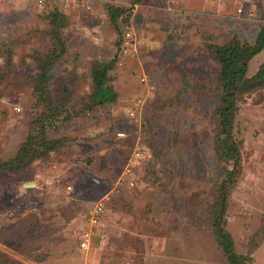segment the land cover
Listing matches in <instances>:
<instances>
[{"label":"rangeland","instance_id":"374dc122","mask_svg":"<svg viewBox=\"0 0 264 264\" xmlns=\"http://www.w3.org/2000/svg\"><path fill=\"white\" fill-rule=\"evenodd\" d=\"M43 1L0 0V159L41 124L62 143L0 172V264H229L213 222L222 170L212 47L254 43L264 0ZM54 3L67 19L59 38L45 18ZM109 64L114 98L101 102L93 71ZM263 64L264 51L248 77ZM234 137L241 175L222 225L247 264H264V80L240 95ZM101 201L103 226L83 250Z\"/></svg>","mask_w":264,"mask_h":264},{"label":"trees","instance_id":"16d2710c","mask_svg":"<svg viewBox=\"0 0 264 264\" xmlns=\"http://www.w3.org/2000/svg\"><path fill=\"white\" fill-rule=\"evenodd\" d=\"M45 4L47 2L41 5L44 6ZM111 13V21L117 24L123 10L114 8L111 10ZM45 14L47 15L45 17L46 20H49L52 36L59 38L67 20L64 11L54 3L50 7L46 6ZM212 51L220 65L218 81L221 104L217 111L219 124L215 148L222 170V179L217 190V207L219 209L218 213L213 217V222L217 232L216 238L220 241L228 263L247 264L246 260L237 254L232 236L225 231L222 223H224L223 218L227 212L228 200L241 175V144L234 137L235 120L239 110V98L244 90L264 80V64L261 65L253 77H248L247 75L249 63L264 51V25L260 28L254 43L243 42L238 36H235L224 45L213 46ZM57 54L60 53L56 50L43 62L52 61ZM110 67L111 65L109 64L103 68L97 67L93 71L96 86L95 98L101 102H107L114 98L104 87L106 75ZM46 84L47 82L45 81L43 85L45 86ZM41 90L44 92V87H41ZM45 135L44 124H41V128L36 127L28 140L21 145L17 155L13 159L8 161L0 159V172H16L27 169L35 161L45 159L50 151H54L62 145L60 141L47 140ZM99 231V229L95 230L96 234L93 244H95L96 237L99 236Z\"/></svg>","mask_w":264,"mask_h":264},{"label":"built area","instance_id":"2783aa9c","mask_svg":"<svg viewBox=\"0 0 264 264\" xmlns=\"http://www.w3.org/2000/svg\"><path fill=\"white\" fill-rule=\"evenodd\" d=\"M38 3L44 4V1L38 0ZM239 12L241 13L242 9L239 10ZM125 36L127 41L131 40L132 38L131 33H129L128 31L125 32ZM104 202L105 201H101L98 204H96V206L91 211L89 218V222H90L89 228L82 232V239L80 242V246L83 250H90L93 247V240L96 234L95 230L103 226V218L105 214Z\"/></svg>","mask_w":264,"mask_h":264}]
</instances>
